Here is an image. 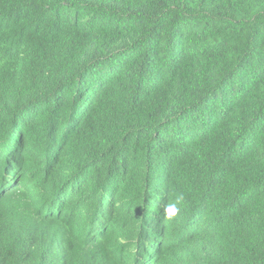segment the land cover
<instances>
[{
	"label": "trees",
	"instance_id": "1",
	"mask_svg": "<svg viewBox=\"0 0 264 264\" xmlns=\"http://www.w3.org/2000/svg\"><path fill=\"white\" fill-rule=\"evenodd\" d=\"M0 264H264V0H0Z\"/></svg>",
	"mask_w": 264,
	"mask_h": 264
},
{
	"label": "clouds",
	"instance_id": "2",
	"mask_svg": "<svg viewBox=\"0 0 264 264\" xmlns=\"http://www.w3.org/2000/svg\"><path fill=\"white\" fill-rule=\"evenodd\" d=\"M184 201V194L178 193L175 196V202L168 203L164 208V216L168 219L176 217L181 209L178 207Z\"/></svg>",
	"mask_w": 264,
	"mask_h": 264
}]
</instances>
